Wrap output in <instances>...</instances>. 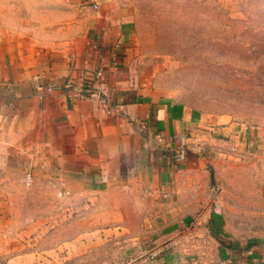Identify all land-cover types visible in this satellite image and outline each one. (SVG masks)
I'll list each match as a JSON object with an SVG mask.
<instances>
[{
  "label": "crops",
  "instance_id": "1",
  "mask_svg": "<svg viewBox=\"0 0 264 264\" xmlns=\"http://www.w3.org/2000/svg\"><path fill=\"white\" fill-rule=\"evenodd\" d=\"M93 1L69 0L49 38L0 39V262L84 263L112 243L124 264H212L203 243L224 230L208 159L257 137L160 93L132 10ZM222 250L218 264L264 261V246L238 262Z\"/></svg>",
  "mask_w": 264,
  "mask_h": 264
},
{
  "label": "rangeland",
  "instance_id": "2",
  "mask_svg": "<svg viewBox=\"0 0 264 264\" xmlns=\"http://www.w3.org/2000/svg\"><path fill=\"white\" fill-rule=\"evenodd\" d=\"M97 1L132 10L133 38L139 53L150 58L160 93L257 137L247 138L246 145L237 142L235 151L219 146L208 159L224 232L203 243L207 254L202 255L218 264L228 248L236 251L235 262L243 252L253 259V251L264 246V0ZM72 5L69 0H0V39L49 38L52 23L71 18ZM120 248L110 243L89 261L70 264H124Z\"/></svg>",
  "mask_w": 264,
  "mask_h": 264
},
{
  "label": "built area",
  "instance_id": "3",
  "mask_svg": "<svg viewBox=\"0 0 264 264\" xmlns=\"http://www.w3.org/2000/svg\"><path fill=\"white\" fill-rule=\"evenodd\" d=\"M94 7H95V6H94ZM100 74H101V73L99 72L98 75H100ZM84 96L97 97L98 94H97L95 91H91V90H90V92H88V93H87V92H83V93H80V94L76 95V97H84ZM110 101H111V100L109 99L108 102H106L107 106H108L109 104H111ZM231 149H232L233 151L236 150V149H235L234 147H232V146H231ZM202 150H203V149L201 148L200 151H202ZM186 154H187L186 147L183 146V147L178 148V149H176V150H169V151L165 154V156H167V157H169V158H172V159L175 160L176 162H181V161H183V160L186 158ZM24 183H25L26 186H30V185H31V183H32V177H31V175H29V174H26V175H25ZM63 195H64L65 197H70V193L67 192V191L63 192ZM249 253H252V251L249 252ZM261 264H264V261H261Z\"/></svg>",
  "mask_w": 264,
  "mask_h": 264
}]
</instances>
